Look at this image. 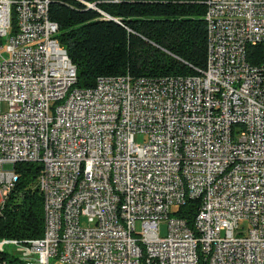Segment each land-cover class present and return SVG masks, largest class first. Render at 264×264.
Masks as SVG:
<instances>
[{"label": "built area", "instance_id": "built-area-1", "mask_svg": "<svg viewBox=\"0 0 264 264\" xmlns=\"http://www.w3.org/2000/svg\"><path fill=\"white\" fill-rule=\"evenodd\" d=\"M44 4L0 0V205L18 163L40 166L43 203L41 238L0 251L21 264H264V0H206L201 75L90 89L74 87ZM186 199L200 201L193 230L175 215Z\"/></svg>", "mask_w": 264, "mask_h": 264}, {"label": "trees", "instance_id": "trees-1", "mask_svg": "<svg viewBox=\"0 0 264 264\" xmlns=\"http://www.w3.org/2000/svg\"><path fill=\"white\" fill-rule=\"evenodd\" d=\"M50 0L48 19L57 40L76 67L75 88L90 89L102 77L187 78L206 69V0ZM260 45L247 48V61L260 65ZM17 181L0 209V240L39 239L42 197L35 187L40 166L18 163ZM199 199H186L175 213L194 229ZM0 251V261L21 264ZM197 264H208L200 256Z\"/></svg>", "mask_w": 264, "mask_h": 264}, {"label": "rangeland", "instance_id": "rangeland-1", "mask_svg": "<svg viewBox=\"0 0 264 264\" xmlns=\"http://www.w3.org/2000/svg\"><path fill=\"white\" fill-rule=\"evenodd\" d=\"M135 141L138 142V143L143 142V141H144V136H143V135L136 134V135H135ZM4 169H5V171H11V166H8V165H7V166L4 167ZM2 170H3V169H2ZM3 171H4V170H3ZM6 198H7V197H6ZM3 203H4V202H3ZM2 205H3V204H2ZM2 205H0V209H1ZM165 226H166V222L163 221V222L161 223V235H164V233H165ZM240 228H241V231H245L246 228H247V224H246L245 222L240 223ZM4 250H5L6 253H9V254L12 255V256H15V255H18V256H19V254L21 255V253H19L18 251H15V247L12 246V245H7V246H5V247H4ZM17 253H18V254H17Z\"/></svg>", "mask_w": 264, "mask_h": 264}, {"label": "bare ground", "instance_id": "bare-ground-1", "mask_svg": "<svg viewBox=\"0 0 264 264\" xmlns=\"http://www.w3.org/2000/svg\"><path fill=\"white\" fill-rule=\"evenodd\" d=\"M49 6L50 4H44V10L42 12V20H49L48 19Z\"/></svg>", "mask_w": 264, "mask_h": 264}]
</instances>
